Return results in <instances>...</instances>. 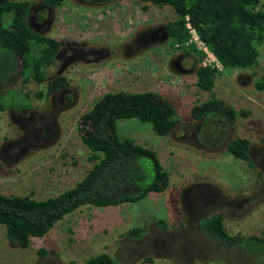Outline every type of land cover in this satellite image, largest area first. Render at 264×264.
Wrapping results in <instances>:
<instances>
[{
  "label": "rangeland",
  "instance_id": "obj_1",
  "mask_svg": "<svg viewBox=\"0 0 264 264\" xmlns=\"http://www.w3.org/2000/svg\"><path fill=\"white\" fill-rule=\"evenodd\" d=\"M29 1L28 25L61 44L44 82H21L17 74L0 84V104H15L0 110V193L41 199L79 180L91 162L77 127L105 92L154 91L175 123L160 137L138 119L115 121L117 135L155 151L168 176L162 192L135 203L80 206L24 248L7 240L0 224V264H84L100 252L119 264H264V251L224 248L199 230L214 212L228 233L264 229V89L254 86L264 75V44L254 65L217 68L204 91L196 85L197 55L171 48L163 32L175 18L169 6L64 0L49 8ZM212 95L222 100V114L191 117L190 108ZM236 136L248 140L247 161L225 150ZM134 226L145 228L140 238L122 236Z\"/></svg>",
  "mask_w": 264,
  "mask_h": 264
},
{
  "label": "trees",
  "instance_id": "obj_2",
  "mask_svg": "<svg viewBox=\"0 0 264 264\" xmlns=\"http://www.w3.org/2000/svg\"><path fill=\"white\" fill-rule=\"evenodd\" d=\"M141 1L171 8L175 18L164 24L163 32L169 38L171 48L190 50L197 55L195 76L200 90L211 89L218 70L201 64L204 53L192 43L185 46L190 39L186 24L222 68H247L256 63L258 47L264 44V0ZM63 2L40 0L42 6L49 8ZM31 4L29 0L0 1V84L17 74L21 76V82H44V70L59 50L61 43L57 38L39 33L28 25ZM26 55H31L30 61ZM254 86L258 90L264 89V75ZM14 105L0 104V110ZM223 109L222 100L212 95L203 103L192 106L189 113L194 119H201L211 114L221 115ZM171 113L166 100L151 90L101 94L80 118L77 127L82 134L81 141L89 151L90 167L72 186L45 198L0 193V224L6 239L24 248L30 237L42 236L64 215L80 206L135 203L149 192H162L168 176L155 151L132 138L117 135L115 121L135 118L146 123L156 136L163 137L175 123ZM260 141L264 144V130ZM248 148V140L243 137L236 136L225 143L226 152L243 161L249 158ZM199 230L224 248L264 251V229L259 234L228 233L218 212L202 218ZM144 232V227L134 226L125 230L122 236L137 239ZM43 253L39 250L40 255ZM84 264L119 263L100 252L86 258ZM214 264L227 263L216 261Z\"/></svg>",
  "mask_w": 264,
  "mask_h": 264
},
{
  "label": "built area",
  "instance_id": "obj_3",
  "mask_svg": "<svg viewBox=\"0 0 264 264\" xmlns=\"http://www.w3.org/2000/svg\"><path fill=\"white\" fill-rule=\"evenodd\" d=\"M186 27L188 28V30H189V32H190V39L187 41V43H188L191 39H193L194 42H197L198 44L201 45V51H203V53L205 54V61H206V63H205V61H203L201 64H202V65H207V66H210V67H215V68H219V67H221L220 64L218 63V61H217V60L215 59V57L212 55V53L209 52V51L207 50V48L204 47V45H203V44L197 39L196 34H195V32L193 31V29H191V28L189 27L188 24H186ZM187 43H185V44H187Z\"/></svg>",
  "mask_w": 264,
  "mask_h": 264
}]
</instances>
